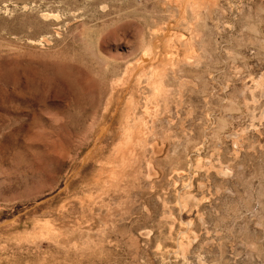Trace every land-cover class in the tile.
Masks as SVG:
<instances>
[{"label":"rangeland","instance_id":"1","mask_svg":"<svg viewBox=\"0 0 264 264\" xmlns=\"http://www.w3.org/2000/svg\"><path fill=\"white\" fill-rule=\"evenodd\" d=\"M0 264H264V0H0Z\"/></svg>","mask_w":264,"mask_h":264}]
</instances>
